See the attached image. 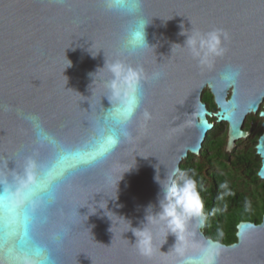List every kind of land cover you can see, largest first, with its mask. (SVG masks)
<instances>
[{
    "label": "water",
    "instance_id": "obj_1",
    "mask_svg": "<svg viewBox=\"0 0 264 264\" xmlns=\"http://www.w3.org/2000/svg\"><path fill=\"white\" fill-rule=\"evenodd\" d=\"M143 12L151 20L147 38L155 47L127 56L119 51L125 21L106 13L100 0H0L2 173L19 170L38 148L22 113L37 114L49 132L67 141L89 135L91 117L102 106L111 107L102 97V82L95 81L94 86L90 75L106 59L121 58L143 64L148 73L163 72L160 80L145 85L131 139L102 162L73 173L51 209L53 223L75 215V227L58 254L59 264H173L174 257L166 253L175 244L174 235L165 242L164 232L158 231L156 250L145 256L136 249L128 224L123 220L117 224L116 216L139 227L148 205L159 210L157 169L164 179L179 170L189 152L200 154L214 126L211 117L227 123L225 148L231 151L250 132L242 128L246 116L262 104L263 131L255 150L261 159L257 174L264 178V0H144ZM181 25L186 30L220 28L228 33L227 51L216 58L213 69L202 68L181 47L186 40ZM225 66L239 68L240 76L235 85L220 87L216 77ZM99 76L106 74L101 70ZM205 88L213 95L212 109L202 100ZM145 111L150 118L145 119ZM99 203L116 215L109 213L114 223ZM204 227L198 239L208 237ZM6 230L0 218V244L6 241ZM236 238L221 241L225 247L218 264H264V213L260 222L240 221Z\"/></svg>",
    "mask_w": 264,
    "mask_h": 264
},
{
    "label": "clouds",
    "instance_id": "obj_2",
    "mask_svg": "<svg viewBox=\"0 0 264 264\" xmlns=\"http://www.w3.org/2000/svg\"><path fill=\"white\" fill-rule=\"evenodd\" d=\"M100 6L125 21L119 38L122 55L137 56L155 47L147 38L151 20L144 15V0H100ZM181 29L180 34L186 40L180 46L202 68L213 69L216 58L227 51L228 33L220 28L202 32L192 27L186 30L181 25ZM101 70L105 77L99 76ZM90 75L93 84L102 82L105 89L102 97L108 99L111 107L105 109L101 105L102 110H97L89 121L90 133L86 137L67 141L49 132L37 114H21L34 132L38 148L25 157L19 170L0 172V218L7 225L6 241L0 244V264H59L58 254L75 227V215L69 214L62 222L53 223L51 209L59 202L73 173L102 162L121 143L131 139V124L145 98V85L160 80L163 72L157 69L148 73L143 64L113 58L106 59L104 66ZM239 76V68L225 66L217 74L216 84L235 85ZM144 117L148 119L150 114L145 111ZM154 179L161 189L159 210L154 211L153 205H148L139 227H132L130 221L107 211V205L99 203V208L105 209L112 222L109 213L118 218L117 224L120 220L128 224V231L136 238L134 245L142 255L154 253L156 233L163 231L165 242L169 234L175 236V244L166 253L174 257L173 264H218L225 247L221 242L224 231L218 228L216 238H197L202 236L200 230L208 214L201 196L203 183L196 178L195 171L176 169L161 179L157 169ZM219 187L224 190L219 198L232 194L227 181ZM77 209L76 215L82 217Z\"/></svg>",
    "mask_w": 264,
    "mask_h": 264
},
{
    "label": "trees",
    "instance_id": "obj_3",
    "mask_svg": "<svg viewBox=\"0 0 264 264\" xmlns=\"http://www.w3.org/2000/svg\"><path fill=\"white\" fill-rule=\"evenodd\" d=\"M202 100L209 109L215 107L209 89L202 92ZM203 142L200 154L188 153L180 162L179 171H195L196 178L203 183L201 191L207 220L204 233L216 238L217 229L224 231L222 242L236 241L237 224L243 220L261 221L264 213V179L257 170L259 159H255V145L258 133L237 140V147L229 153L226 150L227 127L224 122H216ZM212 131V132H211ZM230 154L233 157H230ZM244 155V159L241 156ZM177 180L179 176L175 177ZM228 182L231 195L219 198L222 190L219 185Z\"/></svg>",
    "mask_w": 264,
    "mask_h": 264
},
{
    "label": "flooded vegetation",
    "instance_id": "obj_4",
    "mask_svg": "<svg viewBox=\"0 0 264 264\" xmlns=\"http://www.w3.org/2000/svg\"><path fill=\"white\" fill-rule=\"evenodd\" d=\"M261 109H262V104H260L259 110L256 113H250V114H248L246 116L242 128L244 130H249L250 131L249 134L247 135V137L252 136V135H255V134L258 133V136H257V139H258L259 135L263 131V128L261 126V123L263 121V118L259 116V111ZM224 124L226 125V127H228V125H227L226 122H224ZM247 137L241 138V139H246ZM237 142L238 141H236L235 146L232 148V150L231 151H228L229 153H231L237 147V144H238ZM255 154L256 155H254V158L255 159H259V161H260L261 160L260 159V156L256 153V150H255ZM230 157H233V156L230 154ZM241 159H244V155L241 156ZM261 179H264V178H261Z\"/></svg>",
    "mask_w": 264,
    "mask_h": 264
},
{
    "label": "rangeland",
    "instance_id": "obj_5",
    "mask_svg": "<svg viewBox=\"0 0 264 264\" xmlns=\"http://www.w3.org/2000/svg\"><path fill=\"white\" fill-rule=\"evenodd\" d=\"M212 109V108H211ZM211 119V118H210ZM212 132V131H211Z\"/></svg>",
    "mask_w": 264,
    "mask_h": 264
}]
</instances>
